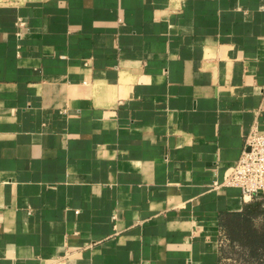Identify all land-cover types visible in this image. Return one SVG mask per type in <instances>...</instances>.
Returning a JSON list of instances; mask_svg holds the SVG:
<instances>
[{
	"label": "crops",
	"instance_id": "1",
	"mask_svg": "<svg viewBox=\"0 0 264 264\" xmlns=\"http://www.w3.org/2000/svg\"><path fill=\"white\" fill-rule=\"evenodd\" d=\"M252 127L264 0H0V264H220Z\"/></svg>",
	"mask_w": 264,
	"mask_h": 264
},
{
	"label": "built area",
	"instance_id": "2",
	"mask_svg": "<svg viewBox=\"0 0 264 264\" xmlns=\"http://www.w3.org/2000/svg\"><path fill=\"white\" fill-rule=\"evenodd\" d=\"M224 184L239 188L244 201L261 200L264 208V133L255 127L245 135L240 156Z\"/></svg>",
	"mask_w": 264,
	"mask_h": 264
},
{
	"label": "trees",
	"instance_id": "3",
	"mask_svg": "<svg viewBox=\"0 0 264 264\" xmlns=\"http://www.w3.org/2000/svg\"><path fill=\"white\" fill-rule=\"evenodd\" d=\"M263 210L262 201L258 199L245 203L238 212L220 216V238L225 237L231 244L242 247L251 264H264V222L255 224Z\"/></svg>",
	"mask_w": 264,
	"mask_h": 264
},
{
	"label": "rangeland",
	"instance_id": "4",
	"mask_svg": "<svg viewBox=\"0 0 264 264\" xmlns=\"http://www.w3.org/2000/svg\"><path fill=\"white\" fill-rule=\"evenodd\" d=\"M264 222L263 213L255 219V224L260 225ZM220 264H251L244 256V250L238 244H231L225 237H221V262Z\"/></svg>",
	"mask_w": 264,
	"mask_h": 264
}]
</instances>
